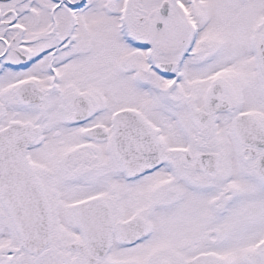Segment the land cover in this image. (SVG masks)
<instances>
[{"label": "snow or ice", "instance_id": "6c2138e0", "mask_svg": "<svg viewBox=\"0 0 264 264\" xmlns=\"http://www.w3.org/2000/svg\"><path fill=\"white\" fill-rule=\"evenodd\" d=\"M0 264H264V0H0Z\"/></svg>", "mask_w": 264, "mask_h": 264}]
</instances>
